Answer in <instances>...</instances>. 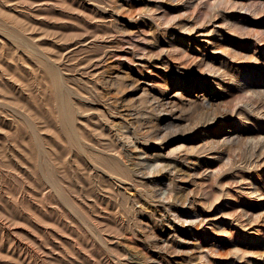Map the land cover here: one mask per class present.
I'll use <instances>...</instances> for the list:
<instances>
[{"label": "rangeland", "instance_id": "rangeland-1", "mask_svg": "<svg viewBox=\"0 0 264 264\" xmlns=\"http://www.w3.org/2000/svg\"><path fill=\"white\" fill-rule=\"evenodd\" d=\"M79 1H83L82 6L77 4ZM115 1L118 0H0V264H234L231 258L236 250L231 248L234 247L232 243H225L222 239L225 237L224 234L231 235L235 244L241 230L245 229L239 228V212L235 210L237 209L235 206L240 200L238 187L246 190L247 185L237 183L232 178L238 169L232 167L229 161L234 152H243V138L236 141L232 150L229 149V153L225 152L226 154L216 161L215 166L211 167L222 172L217 173L219 176L215 175L217 178L207 179L206 174L209 171L194 169L195 160H211L197 151L198 149L187 155L189 157L187 161L176 163L177 177L173 176L172 179L164 178L157 183L142 179L143 181L139 182V179L128 176L121 187L127 192L123 189L118 192L115 189L118 181H115L116 185L113 186L105 182L103 176H96L93 185L95 187L105 185L106 188L103 190L98 188L96 193L94 192L98 199L101 197L96 204L90 205V202H85L84 210L93 214L85 220V227L71 211H68L60 197L54 193L55 186L53 187L46 179L47 172H51L55 185L63 190L64 195L73 201L72 203L75 202L78 186L76 159L72 144L66 141L61 130L58 97L51 82L52 67H55L56 72L62 76L60 86L72 108L78 110L81 106V110L84 109L86 114L90 110V113L93 112L84 118L86 127L84 141L94 146L103 141V136L96 127L100 122L105 123L106 118L112 120L110 125L114 129L126 126L129 120H133L138 114L143 124H146L143 122L145 120L159 123L156 113L158 111L150 112L149 102L146 100L150 93L160 94L164 87H170L175 91L180 84L178 82L183 79L180 78L182 74L185 76V84L200 86L198 93L212 94L210 93L213 92L212 88L205 92L204 82L211 79L212 72L207 62L199 60L205 58L209 61L208 58L212 57L210 55L216 59L218 57L217 53L205 51L208 38L215 39L228 56L222 55L221 58L227 61L225 80L221 83L224 97L215 101L213 113L232 120L241 118L236 117L237 114L233 116L231 114L233 107L241 102L246 94L243 95L239 88L230 83V75L238 79V74L245 71L247 75L243 78L251 75L260 78L264 84V73L258 74L264 71V6H258L259 8L251 11L249 15H245V11L241 9L248 7L254 0H234L231 4L203 0L208 3L206 6H212L206 10L213 14L215 7L218 6L215 14H220L213 18V25L206 22V19H200L195 24L192 36L181 30L185 28L183 25L189 18L196 20L195 12L191 9H188V12L175 9L181 5L177 0H170L169 3L166 0H149L147 5L152 6L156 17L155 23L157 22L159 27L155 29L152 22L151 29L146 27L147 32L142 34L136 29L135 24L129 25L126 26L128 34L123 35L121 31H125L123 23L126 21L123 17L127 10L119 15V29L110 24V18L95 19L96 13L92 10L93 7L100 8L102 12L110 15ZM137 2L139 3V0L127 1L131 5L130 9L135 19H139V10L144 8V5H138ZM98 4L107 8H102ZM234 15L246 19L237 23L238 28L230 25V17ZM188 22L190 27L194 26L192 21ZM212 27L216 33L211 32L208 37L195 33L196 30L205 33L206 28ZM164 28L167 38L160 34ZM137 34L139 38L147 39L135 41ZM173 35L176 41H170ZM218 35L222 37L219 38ZM126 36L134 40L120 41ZM254 40H258L257 51L254 50ZM158 44L160 46H156ZM169 44L177 45V50L171 53L172 55L168 52ZM22 45L33 54L23 52ZM194 47L196 49L193 50ZM104 53L107 55L95 70L102 71L104 77L112 79L114 77L111 75L115 72L120 73V82L115 81L119 84L111 88L106 87V90L99 88V92H96V89L90 91L84 84L86 88L82 87L81 91L83 101L78 102V61L83 57H95ZM133 54L143 55L141 57L144 61L133 64L131 62ZM184 54L185 56H182ZM251 54L258 58L257 63L249 59ZM37 60L46 62L50 71L43 68ZM185 66L188 67V72H183ZM251 70L258 72L252 73ZM136 78L141 82L143 79L149 82L146 83L150 85L146 86L145 96L137 97L138 94H135L138 89H134L132 82ZM195 93L192 89L190 95L187 93L184 95L195 100ZM139 94L141 95V92ZM167 96L171 98L173 93H167ZM171 99L176 107L171 118L173 122L171 131L176 130L177 134L174 136L178 142L185 131L188 130L187 135H191L194 128L200 124L197 123L204 118L206 110L197 103L187 102L183 97ZM252 99L253 102L264 104V92ZM92 103H97L92 106L94 109H91ZM116 107L129 109L134 114L116 119L114 118ZM259 123L264 125V118L260 119ZM162 124L164 125L161 120L160 125L163 126ZM139 135L151 158L158 153L161 157L172 158V155H166L168 147L161 150L166 141L154 140L153 135L147 132H140ZM250 174L254 177L255 174H259L256 177L264 187V161L250 171ZM222 175L224 177H221ZM86 182L85 185L88 187ZM157 186L167 187L163 195L164 202L149 196L156 195L154 189ZM132 193L140 196L139 203L127 201V195ZM250 197L257 204L264 203V196L257 197L253 194ZM162 206L169 213V223L167 219L163 221L155 219L158 213H152L153 210L157 212L161 210ZM127 207L131 210L140 209L142 215L140 213L136 217H130L124 212ZM89 228L93 231L88 230ZM173 228L176 230L175 233ZM259 228L264 229V225ZM155 236L162 238L160 245L168 243L173 247L167 244L165 250L160 249L163 247L154 245ZM165 244L163 245L166 246Z\"/></svg>", "mask_w": 264, "mask_h": 264}, {"label": "bare ground", "instance_id": "bare-ground-1", "mask_svg": "<svg viewBox=\"0 0 264 264\" xmlns=\"http://www.w3.org/2000/svg\"><path fill=\"white\" fill-rule=\"evenodd\" d=\"M127 1L128 0L115 1L114 4L112 5V8H111L112 13L109 12L110 15H107V12H105L106 14L104 12H102L100 10V8L93 7L92 10L96 13L94 18L97 20H103L106 18H110L109 19L110 24L115 29H119L120 28V27L118 28L119 15L121 14V12L127 10V14L123 17V18H125L124 20H126L123 23V29L125 31L124 32H122L123 30L121 31V34L123 33V35L128 34L126 32L128 30V29H126V26H129V25L133 26L135 24L136 29L138 31H140L142 34L147 32V31H145L146 27H149L151 29V25H152L151 23L152 22H153L152 26L153 27L155 26V29H156V27L157 28L159 27L158 23L157 22L155 23L156 17H155V13L152 10V6L147 5L149 3V0H139V3L137 2L138 5H144V8L139 10V17H138L139 19H135L134 15H132L133 11H132V9H130L131 5L129 3H127ZM169 1L170 0H166V2H168V3H169ZM171 1H173V0H171ZM177 1H179V4H181V5L178 6L179 8L175 7V9H178V10L180 9V10H183L185 12H186V10L188 12V9H191L193 12H195V15H196L194 17L196 19L195 21L190 20L193 18L188 19V21H192V24H194V26L190 27V25H188L189 22L186 21L183 25L185 28L181 30L184 33H188V36H192V32L196 27L195 24H197V22L200 19L201 20L206 19V22L213 25L214 24L213 18L220 14V13L215 14V12H217L216 9H218V6L215 7L213 14H211L210 11L206 10V9L212 8V6L211 5L206 6V5H208V3L203 2V0H190V1H188V0H177ZM215 1H224L225 4H231L234 0H215ZM254 1H256V3ZM254 1H253V3L249 4L248 7L245 6V7L241 8L243 11H245V15L251 14V11H256V8H259L258 6H262V7L264 6V0H262L261 2H257V0H254ZM224 2H221V3H224ZM82 3H83V1H79L77 4L82 6L83 5ZM107 4H108V2H107ZM99 5L101 6V4H98V6ZM101 7L104 8L105 6L102 5ZM105 8H107V7H105ZM234 8H235V6H234ZM239 11H240V9H239ZM137 12L138 11H136V13ZM256 15H258V14H256ZM136 16H138V13ZM144 16H146V18H144ZM134 20H135V22H134ZM224 20H227V19L224 18ZM241 20H246V19H245V17L240 18V15L231 16L230 17V25H234L233 28H238L239 25L237 23L241 22ZM200 24H201V22L199 23V25ZM167 25H168V22H167ZM179 27H180V25H179ZM186 27H188L189 29H187ZM163 30L164 31L160 32V34L162 37L165 36L167 38V36L165 34L166 28H164ZM133 31H135V30H133ZM205 31H206L205 33H200L201 31L196 30L195 33L205 35V36L209 35L211 32L216 33L214 31L213 27L211 29L206 28ZM111 36H112V34H111ZM218 36H219V38L222 37V35H218ZM135 37L137 38V40H135V41H141V40L147 39L146 37H140L139 38L138 34L135 35ZM131 38L132 37H130V36H126L125 38H122L120 41H133L134 39L132 40ZM175 38H176L175 35H173L172 39L170 41H176ZM177 39H179V38H177ZM14 42L17 43L18 41H14ZM257 42H258V40H254V45H255L254 50L255 51H257V47H256ZM156 46H160V44H158ZM168 46L170 47V49L168 50V52H170L169 55H172L171 53H173V52L175 53V51L177 50V47H176L177 45L169 44ZM21 47L24 48L23 52H27L28 55L33 54V52L31 50H28V48L26 46L22 45ZM134 48H135V46H134ZM194 49H196V48L194 47L193 50ZM207 50L210 52L218 54L217 59L215 57H213V55H210L212 57L208 58L209 61H206L205 58L199 59L202 62H207L206 64H207L210 72H212L211 73L212 74L211 79L204 81L205 82V88H206L205 92H208L209 88H212L211 90L213 92L209 91L212 94L205 95V93H201V92L198 93L199 92L198 89L200 88V86L195 85V84H193V85L192 84H185V82H184L185 76H183V74H182V75H180V78L181 79L183 78V79H182V81L178 82V83H180L179 85H178V83L176 84V85H178V88L175 89V91L172 90L170 87H164V89L161 91L160 94H153L152 95V93H150L151 95L146 100L149 102V106H148L149 108L148 109L150 112L158 111V112H156V113H158V115L157 114L156 115L158 116L157 120L159 121V123L158 122L156 123V121L154 122L151 120L150 121L145 120L143 122H145L146 124H143V123H141L140 115L138 114V115H135V118L133 120L132 119L129 120V122L127 123L126 126L120 128V129H114L113 126H111L112 120L109 121V119L106 118L104 120L105 123L100 122L96 127L98 129L97 131L99 132V134L101 136H103V141H99L97 146L96 145L94 146L92 144H88L84 141L85 140L84 139V128H86L84 125V118L86 116H89L90 114L92 115L93 112L90 113V111H91L90 110L89 113L86 114L83 111L84 109L81 110V106L79 107L78 110L72 108V106L69 104L66 93L61 89V86H60L62 76L56 72L57 70L55 69V67L53 68L51 66L53 68V69L51 68V70H52L51 82L55 86L56 96L58 97L57 108L59 111L61 130L63 132L64 137L66 138V141L68 143L72 144V146L74 148V157L76 159L75 160L76 166H77V168H76V179L78 182V186H77V190H76L75 202L72 203L73 201L71 202V200L64 195L63 190L60 187H58L57 184L55 185V180H54L51 172H47L46 179L49 183H51V185L53 187L55 186V188L52 187L54 193L60 197V199L66 205V208L68 209V211H71L75 215V217L77 218L78 222L82 226H84L85 220H87V218H90L91 216H93V214L90 213L91 211L86 213V211L84 210L83 206L85 205V202H90L89 203L90 205L94 204L96 201L101 199V197H99V199H98L97 194H96L97 197L95 196L94 192L96 193V189L98 190V188H99V189L103 190L104 188H106L105 185L104 186L99 185V187L98 186L95 187V185H93V181L96 178V176H103L105 178V182L110 183L113 186L116 185L115 181H118L119 184L115 187V189L118 190V192H120V190L123 189V188L121 189V187L123 186L122 182L125 183L124 179H126L130 175L133 176L134 178L139 179V182L140 181L142 182L143 181L142 179H148V181L150 180L151 182L157 183L159 180L161 181L164 178L172 179L173 176L177 177V176H175L177 173L176 169H175L176 163L183 162L185 160L187 161V159L189 158L187 155L193 154V152L196 149H198L197 151L205 154L206 157L211 158V160L210 161H208L206 159L195 160L196 167L194 169L203 170V172L209 171V173L206 174V178L207 179L208 178H215L216 177L215 175L219 171H217L216 169H211V167L215 166L216 161L219 158H221L225 152L229 153V151L232 150V147L234 145H236V141H239L240 138H243L244 139V142H243L244 147L242 149L243 152H241L240 150H239L240 152H238V151H237V153L234 152L233 156H231V158L230 159L228 158V159L231 162V166L238 169L237 174H234L232 176V178L237 183L239 182V183H244L247 185L246 190L242 189L240 186L238 187L237 193L240 194L239 195L240 200H239V202L236 203V206H235L237 208L235 210L239 212V218H240L239 228H245V229L241 230L242 232H240V234H239L240 237H238V241L235 244L233 243V237L231 235H225L224 234L225 237L222 240L225 243H230V244L232 243V245L234 246V247H231L232 249L234 248L236 250L235 251L236 253H234L232 255V258H231V260L233 261L234 264H264V229L259 228V227H262V225H264V203L257 204V202L253 201V199H251V197H250L253 194L257 195V197L264 196V187L260 184V179L258 177H256L259 174H255V177L250 174V171L254 170V168H256L259 164H261L262 161H264V125H262L260 123L258 124V121H260V119L264 118V106H262L264 104L253 102V99H252L253 97L258 96V94H260V93L262 94V92H264V84L261 83L260 78H256V77L251 76V75L243 78L244 75H247L246 74L247 72H245V71L240 72L238 74L239 75L238 79L235 76L230 75V77H229L230 83H233L237 88H239L243 92V95L246 94V96L242 98L243 100L241 102H239L238 104H236L235 107H233L234 109H233L232 114H231V116H233V114H237L236 117L240 116L241 118H240V120H232L229 117L223 118L220 115L213 113V112H215V101L224 97V93H223V91H221L224 88L222 87L221 83H223L225 80L224 75H225V68H226L225 66H227V61H225L224 59L221 60V58H222V55L227 56V53H225V51L219 47V43H217L216 40L213 38H208L206 40L205 51H207ZM105 55H107V53L106 54L104 53V55H98L95 57H85V58L83 57V59L80 58V60L78 61L79 66H78V69L76 68L78 70V73H79V77H77V86L79 89L78 98H77L78 102L83 101V99H82L83 94L81 93V91L83 90V88H86L84 84L87 85V87H88V89H90V91H94L93 89H96L97 90L96 92H99L100 89L106 90L107 88H111L115 84H119V83H116L115 81L120 82V80H121V74L120 73L115 72L114 75H111V77L112 76L114 77L112 79L109 77L108 78L104 77V74L102 71L96 72V70H95V69H97V67L100 66L99 64H102L103 57ZM253 55L251 54L249 59L251 61H254L257 63L258 58L254 57ZM141 56H143V55H141ZM141 56H139V55L135 56V54H133L131 56V62L133 64L134 63L137 64L138 62L144 61V60H142L143 57H141ZM182 56H185V54ZM263 56H264V54H263ZM232 58H235V57H232ZM144 59H146V57ZM162 60L163 59L161 58L160 61H162ZM37 62L43 68L49 69V71H50V67L48 66V64L46 62H44L43 60H41V61L37 60ZM163 62H165V60ZM202 64H199V65H202ZM214 64H216L218 67ZM183 65H185V64H183ZM183 68H184L183 72L189 71L188 67L185 66ZM190 69H193V67H190ZM220 70H222V71H220ZM251 72L257 73L258 71L257 70H255V71L251 70ZM263 73H264V71H262V73L259 72L258 74H263ZM83 75H86V77H84ZM125 76H127V74ZM133 81L134 82H132V83L134 84L133 85L134 89L135 90L138 89L137 92L135 93L136 95L138 94L137 97L138 96H140V97L145 96L147 94V87L146 86L150 85V84L146 85V83L148 81H146V79H143L141 82L139 78L133 79ZM187 88H190V90H188ZM191 88L194 89V91L196 92L194 94L195 100H193V98H191V97L184 95L185 93L190 95V92L192 90ZM139 92H141V95L139 94ZM167 93H173V96L171 98L179 97L181 99L183 97V99H186L187 102H194V104L197 103V104L201 105L202 107H204V109L206 110V114L204 113L205 114L204 118L202 119L201 122L197 123V124H199V123L200 124L194 128V131L191 133V135H189V136L187 135L188 130L186 129L187 130V131H185L186 133L184 132L185 133L184 136L178 142L175 141L177 139V137L174 136L175 134H177L176 130L171 131V128H172L171 126L173 124V122L171 121V118H173L176 107H174V105H173L174 101L171 98H169V96H167ZM91 94H92V92H91ZM135 94H133V95H135ZM105 95H107V94H105ZM87 98H88V96H87ZM103 99H104V97H103ZM110 100H108V101H110ZM104 101H105V99H104ZM88 103H89V100H88ZM95 104H97V103H95ZM95 104L92 103L90 105L92 107ZM91 109H94V107H92ZM115 110H116V113H115L116 115H114L115 116L114 118H116V119H118V118L122 119L124 116H130V115L134 114L132 111H130L129 109H126V108L125 109H122V108L118 109V107H116ZM104 111H106V110H104ZM166 116H169V117H166ZM96 117H98V116L96 115ZM105 117H107V116H105ZM176 117H175V119H177ZM126 118H128V117H126ZM161 120L164 123V125L162 124L163 126L160 125ZM75 122H77V123H75ZM179 131H180V129H179ZM181 131H183V130H181ZM140 132H144V133L147 132V133L152 134L154 140L159 139L161 142L166 141L165 143H163L164 146H163V148H161V150L163 151V149H166L168 147L169 148V149L167 148L168 152H167V154L166 153L165 154L166 155H172V158H167L165 156L161 157L159 153L155 154L154 158H151V156L148 153L149 151L146 149L145 146L142 145V141H140V135H139ZM91 138H92V136H91ZM147 139H149V138H147ZM93 141H95V140H93ZM162 155H164V154H162ZM229 165H230V163H229ZM247 171H249V172H247ZM239 172H242L243 174L240 175ZM197 173L199 174V172H197ZM219 173H222V172H219ZM217 176H219V175L217 174ZM221 177H224V175H222ZM252 177H254V179ZM85 182L87 183L88 187H86ZM167 187H168V185H167ZM167 187H164V186L158 187L157 186L155 189L153 188L156 195L150 194L149 196L156 197L161 202L162 201L164 202L165 198L163 195H165V193L167 191V189H166ZM168 190H170V189H168ZM123 191L127 192L125 188L123 189ZM127 197H128L127 201H134V203H139V201H140V199H139L140 196L135 194V193L129 194V195H127ZM110 198H111V196H110ZM176 198H177V196H175V201H177ZM184 201L186 202L187 199H185ZM127 208L124 209V212L127 215H130V217L131 216L136 217L140 213H141L140 215H142V211H140V209L139 210H137V209L131 210L130 207H127ZM155 212L158 213L157 216L155 217V219L159 218L161 221H163L164 219H167V223H169L168 222V221H170V219L168 217L169 213H167L166 208H164L162 206L161 210H159L158 212L156 210H153L152 213L154 214ZM237 222H238V220H237ZM139 227H141V226L139 225ZM88 230L93 231L90 228ZM172 230L174 231V233L176 232V230H174V228ZM224 232L227 233V231H224ZM155 238H156V236H155ZM161 241H162V238H156L154 245H156L157 247L162 246L163 248H160V249L165 250V248H167L169 244L167 243L168 244L167 245V244L163 243L166 245V246H164L161 243L162 245H160ZM169 246L173 247L171 245H169ZM174 248L172 250H174ZM153 260L155 262V259H153ZM160 264H162V263H160ZM194 264H199V263H194ZM224 264H226V263H224Z\"/></svg>", "mask_w": 264, "mask_h": 264}]
</instances>
